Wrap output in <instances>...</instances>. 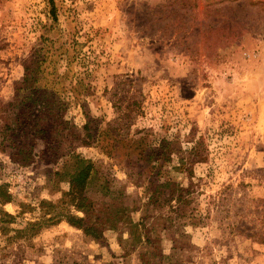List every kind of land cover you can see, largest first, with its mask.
Returning <instances> with one entry per match:
<instances>
[{
	"label": "rangeland",
	"instance_id": "1",
	"mask_svg": "<svg viewBox=\"0 0 264 264\" xmlns=\"http://www.w3.org/2000/svg\"><path fill=\"white\" fill-rule=\"evenodd\" d=\"M54 6L56 23L47 0H0V104L10 100L33 48L78 43L70 69L81 73L87 91L69 107L76 139L65 141L64 155L90 159L120 202L137 209L130 214L135 221L145 203L135 184V154L117 148L111 158L83 143L84 123L93 132L113 129L126 113L127 136L144 129L149 141L184 140L193 131L207 161L193 166L190 208L205 225L186 226L194 248L166 246L169 260L159 264H264V0H54ZM70 79L64 85L73 86ZM49 166L20 168L0 153V185L11 196L0 211L14 218L0 223V264H140L125 233L95 241L63 220L23 230L41 220L40 201L59 206L66 191ZM171 177L187 185L182 175ZM167 211L164 205L158 213Z\"/></svg>",
	"mask_w": 264,
	"mask_h": 264
},
{
	"label": "trees",
	"instance_id": "2",
	"mask_svg": "<svg viewBox=\"0 0 264 264\" xmlns=\"http://www.w3.org/2000/svg\"><path fill=\"white\" fill-rule=\"evenodd\" d=\"M47 5L48 16L56 23L54 0H47ZM80 52L76 42L57 47L51 42L37 45L23 63L21 80L14 86L10 100L0 104V153L20 168H31L38 163L50 165L48 174L57 176L66 185L59 206L40 201L37 207L43 213L41 220L26 223L23 230L33 231L63 220L95 241L103 240L106 232L116 233L117 240L125 233L129 248L138 250L140 264L169 260L170 254H164L166 246L171 252L194 248L191 235L184 228L205 225L200 212L190 205L196 193L193 166L205 163L207 155L201 138L196 139L193 131L184 140L164 135L149 141L144 129L136 130L137 134L141 133L138 137L127 136L123 130V126L129 127L126 113H121L113 129L106 124L104 129L93 132L89 129L91 122L84 123L83 143L95 144L111 158L112 150L117 148L135 154L134 161L139 167L135 184L142 189L145 201L144 211L135 221L130 214L137 209H128L120 202V195L110 190L108 179L90 159L62 152L65 141L76 139L68 120L69 107L77 106L87 91L81 73L70 69ZM84 72L89 73L87 67ZM68 74L73 86L64 85ZM123 119L124 124L119 123ZM182 143L188 147L183 148ZM171 173L182 175L187 185L175 181ZM10 201L5 186L0 185V204ZM164 205L167 215L158 213ZM13 220L11 215L0 211V223Z\"/></svg>",
	"mask_w": 264,
	"mask_h": 264
}]
</instances>
